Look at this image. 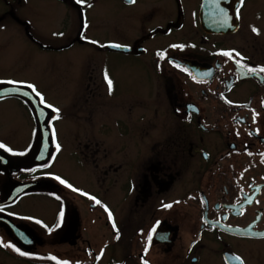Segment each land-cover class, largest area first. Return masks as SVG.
Segmentation results:
<instances>
[{"label":"flooded vegetation","instance_id":"flooded-vegetation-1","mask_svg":"<svg viewBox=\"0 0 264 264\" xmlns=\"http://www.w3.org/2000/svg\"><path fill=\"white\" fill-rule=\"evenodd\" d=\"M204 1L0 0V48L9 35L46 54L117 53L141 80L124 93L122 145L107 136L105 163L96 136L82 145V132L58 130L50 109L51 157L25 164L39 145L37 120L23 97L0 98L27 120V129L0 123V264H264V3L242 0L238 29L211 33ZM104 20L118 37L98 45ZM94 75L87 66L79 90L103 88ZM28 84L44 97L32 80L0 75V87ZM31 182L44 184L19 192Z\"/></svg>","mask_w":264,"mask_h":264},{"label":"rangeland","instance_id":"rangeland-1","mask_svg":"<svg viewBox=\"0 0 264 264\" xmlns=\"http://www.w3.org/2000/svg\"><path fill=\"white\" fill-rule=\"evenodd\" d=\"M257 8L259 10L256 19L264 22V7L260 4ZM100 24L101 26L94 30L98 45H104L107 37H118L117 31L108 24V21L104 20ZM4 39L8 41L6 46L0 48V75H13L32 80L46 101L60 109L57 129L71 135L81 131L82 145L96 136L94 140L100 142L102 152L98 158L105 163L104 148L108 144L107 136L112 134L118 141L113 144L114 147L122 145L117 136H121L123 129L120 126L121 122L116 120L126 114L122 101L124 93H128L127 87L136 88L141 82L137 68L128 69L120 59L121 55L117 53L97 50L88 57L73 51L46 54L39 52L25 38H12L8 35ZM259 41L263 42L262 39ZM87 66L93 68L94 78L103 88L97 82L93 85L94 89L79 90L82 73L87 70ZM105 73L112 80L111 91ZM13 106L9 103L0 107L1 129H27V120L22 118L21 111ZM135 113V109L129 111V114ZM130 120L129 144L137 145L139 122ZM114 157H117L116 153ZM55 168L62 169L63 161L58 160ZM70 175L75 180L84 182L76 172H71ZM100 181L102 185L98 184L97 188L99 192H105L104 182Z\"/></svg>","mask_w":264,"mask_h":264},{"label":"water","instance_id":"water-1","mask_svg":"<svg viewBox=\"0 0 264 264\" xmlns=\"http://www.w3.org/2000/svg\"><path fill=\"white\" fill-rule=\"evenodd\" d=\"M214 2L220 4L219 15L215 14ZM241 3L242 0H205L204 16H202L203 28L211 33L235 32L239 26V8ZM110 48L118 50L124 49L123 46L114 47L113 45H110ZM16 95L23 97L31 105L40 132V141L37 151L25 164L32 165L38 162L46 163L51 157L52 148L51 132L47 124L51 117L50 108L41 105L39 97L35 95L32 89L16 85H4L0 87V98ZM42 184H44V182L22 184L19 192L31 190Z\"/></svg>","mask_w":264,"mask_h":264},{"label":"snow or ice","instance_id":"snow-or-ice-1","mask_svg":"<svg viewBox=\"0 0 264 264\" xmlns=\"http://www.w3.org/2000/svg\"><path fill=\"white\" fill-rule=\"evenodd\" d=\"M76 2H77L78 4H80V3L82 2V0H76ZM132 2H135V0H132ZM89 6H91V5H89ZM58 35H63V34H62V33H59ZM93 43H95V41H93ZM113 46H114V47H120V45H113ZM224 55L231 57V56L233 55V53H232V52H225ZM235 55H236V56H239L240 54L237 52V53H235ZM250 70H251V71H255V69H250ZM260 71H264V68L260 69ZM105 77H106V80H107V82H108L109 89H110V91H111V89H112V80L108 78L107 73H105ZM7 83H10V84H16V83H18V82H16V81H7ZM27 87L30 88V89H32V91L35 93V95H36L37 97H40V102H41V103H44V97H43L38 91H36L34 85L28 84ZM46 107L52 109L53 112L57 113V115H56V119H57V120L60 119V116L58 115V113L60 112V109H58V108H54L51 104H47ZM52 135H53V137H55V130H54V129L52 130ZM4 148H5V145H4L3 143H0V149H4ZM59 148H60V146H59V144H57V145H56V149L59 150ZM7 150H8V151H11V149H7ZM56 179L60 180L61 183H67L65 180H62L60 177H56ZM67 186H68L69 188H72V185H71V184H68ZM73 191H79V190L73 188ZM82 194H83V195H87V193H82ZM91 198L95 200V197H91ZM249 202L251 203V200H249ZM96 203L99 204L100 201L97 200ZM164 207H166V208H170V207H172V205L169 204V205H165ZM0 211H3V210L0 209ZM109 216H111V213H110V212H109ZM62 218H63V214H61V219H62ZM113 227L115 228V223H113ZM152 232L155 233V232H156V229L153 228V229H152ZM260 235L264 236V233H262V234H260ZM118 238H119V236L117 235V239H118ZM152 238H153L152 235H149V237H148V242H149V244H151V242H152ZM16 251L19 252V249H16ZM20 254H21V255H24L25 253L21 252ZM237 259H239V258H237ZM144 264H148V261L145 260V261H144ZM241 264H243L242 261H241Z\"/></svg>","mask_w":264,"mask_h":264},{"label":"bare ground","instance_id":"bare-ground-1","mask_svg":"<svg viewBox=\"0 0 264 264\" xmlns=\"http://www.w3.org/2000/svg\"><path fill=\"white\" fill-rule=\"evenodd\" d=\"M214 11L216 15L220 14V4L217 2H214Z\"/></svg>","mask_w":264,"mask_h":264}]
</instances>
